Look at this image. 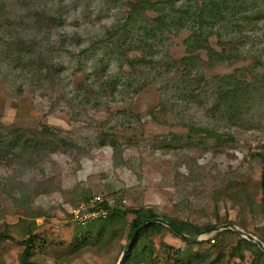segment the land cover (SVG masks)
Wrapping results in <instances>:
<instances>
[{"label":"rangeland","instance_id":"obj_1","mask_svg":"<svg viewBox=\"0 0 264 264\" xmlns=\"http://www.w3.org/2000/svg\"><path fill=\"white\" fill-rule=\"evenodd\" d=\"M189 1L0 0V264H118L137 210L264 242V0L201 39ZM93 195L123 217L76 225ZM227 231L149 230L129 264H264Z\"/></svg>","mask_w":264,"mask_h":264},{"label":"trees","instance_id":"obj_2","mask_svg":"<svg viewBox=\"0 0 264 264\" xmlns=\"http://www.w3.org/2000/svg\"><path fill=\"white\" fill-rule=\"evenodd\" d=\"M136 1H137L138 5L140 6V8L144 5L146 7V9L156 11V10H154L155 3L153 2V0H136ZM189 2H191L193 4H189L188 7L186 8V10H184L182 12V14H183V16H186L185 19L187 21H189L192 25V28H190L191 37H196L197 39H201V37H203L204 35L209 37L210 32L205 33L206 29L208 28L207 26H210V25L214 26L215 23H217V22L226 21L227 17L230 15L231 7L229 4V2H230L229 0H190ZM197 3H199V4L196 7H194ZM231 13H233V11ZM183 21L184 20L182 19L181 22H183ZM163 23H165V21H163ZM228 97L235 99L236 94L234 92H231L228 94ZM196 131L200 132V133H202V132L207 133L208 132V130L202 129V128H200V130H196ZM262 163H263L262 185H263V190H264V158L262 160ZM95 197H97V195L91 196L89 199H87L88 201L86 200V202H89L91 199H94ZM103 197H107V196L103 195ZM102 209L103 210L108 209V204L107 203L103 204ZM115 212H116V216L119 215V216L123 217V215H124V213L121 212V210H117V209L111 210L108 214L111 216V214H114ZM133 213L135 214V218L133 219V221L131 222V224L129 226V228H130L129 237L130 238H131L132 234L134 233V231L145 220H148V219L163 218L164 220L173 224L179 231L184 232L183 229L179 225H177V223L174 220H172L171 218L160 217L158 214H156L154 212H147V211H138L137 210V211H133ZM110 216H109V218H110ZM98 222H100V220L96 221L95 223H98ZM211 227H214V226H210L209 228H211ZM159 228L164 229L166 227L161 225V224H149L144 229H142L139 232V234L137 235V237L135 238L131 248L129 249L123 264H129L130 263L131 258H132L131 256L133 255L134 250L137 248L139 238L142 236V234L149 231V230L159 231ZM209 228H207V229H209ZM201 232L202 231L200 229H197V234H200ZM227 232L233 233L230 231H227ZM0 239L12 240L13 238L10 235H8L7 233H0ZM241 241L245 242L249 245L255 246L254 244L250 243L246 239H242ZM188 245L192 246L195 244H189L188 243ZM196 245H198V244H196ZM31 252H32V247L30 244L27 243L26 247H25V252L22 256L21 264H37V263L31 261V259H30Z\"/></svg>","mask_w":264,"mask_h":264},{"label":"water","instance_id":"obj_3","mask_svg":"<svg viewBox=\"0 0 264 264\" xmlns=\"http://www.w3.org/2000/svg\"><path fill=\"white\" fill-rule=\"evenodd\" d=\"M149 224H161L163 226H165L167 229H169L172 233H174L175 235H177L178 237H180L182 240H184L185 242L191 243V244H198L202 241V239L205 237V235L207 234H212V233H218L222 230H231L237 234H239L240 236H242L244 239L257 244V246L264 251V243L261 242L259 239H257L256 237L240 230L239 228H237L234 225L228 224V225H222V226H214L211 227L203 232H201L200 234L196 235L195 237H191L188 236L186 234H184L183 232L179 231L173 224H171L170 222L164 220L163 218H157V219H148L145 220L132 234L129 244L127 245L126 249L123 252V255L119 261L118 264H123L125 261V258L127 256V253L129 251V249L131 248L135 238L137 237V235L139 234V232L144 229L147 225Z\"/></svg>","mask_w":264,"mask_h":264},{"label":"built area","instance_id":"obj_4","mask_svg":"<svg viewBox=\"0 0 264 264\" xmlns=\"http://www.w3.org/2000/svg\"><path fill=\"white\" fill-rule=\"evenodd\" d=\"M106 203L110 205L112 203V199L97 196L92 199L90 203H87V205H81L77 211L73 212V222L76 225L85 227L92 222L106 218L108 213L102 209V205ZM212 243H215V240H213Z\"/></svg>","mask_w":264,"mask_h":264}]
</instances>
